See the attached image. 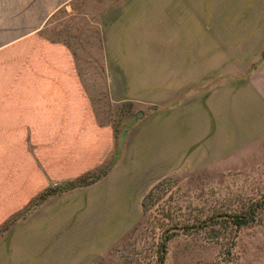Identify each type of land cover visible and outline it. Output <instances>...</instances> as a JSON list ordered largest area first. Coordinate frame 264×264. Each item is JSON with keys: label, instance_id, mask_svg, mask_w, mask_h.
<instances>
[{"label": "crops", "instance_id": "0c3cea01", "mask_svg": "<svg viewBox=\"0 0 264 264\" xmlns=\"http://www.w3.org/2000/svg\"><path fill=\"white\" fill-rule=\"evenodd\" d=\"M107 92L145 112L121 164L18 219L49 186L106 170ZM260 150L264 0H0V264H92L152 181Z\"/></svg>", "mask_w": 264, "mask_h": 264}, {"label": "rangeland", "instance_id": "374dc122", "mask_svg": "<svg viewBox=\"0 0 264 264\" xmlns=\"http://www.w3.org/2000/svg\"><path fill=\"white\" fill-rule=\"evenodd\" d=\"M95 103L100 120L110 123L116 134L113 156L104 166L111 168L109 174L121 164L128 135L144 116L137 120L140 107L133 102L116 103L108 92L96 93ZM127 127L120 142L116 129ZM144 194L139 219L92 264H157L164 228L173 225L179 229L168 243L164 264H264V208L256 207L258 201L264 204V150L237 166L214 165L166 174L152 181ZM32 201L18 211V219L43 204L32 208ZM249 210L257 211L245 226L224 220ZM216 218L220 221L214 222ZM201 222L205 227L197 230L195 226Z\"/></svg>", "mask_w": 264, "mask_h": 264}, {"label": "trees", "instance_id": "16d2710c", "mask_svg": "<svg viewBox=\"0 0 264 264\" xmlns=\"http://www.w3.org/2000/svg\"><path fill=\"white\" fill-rule=\"evenodd\" d=\"M128 105H131V104H128ZM154 107L156 108V106H154ZM128 127H127V129H123V128L116 129L117 137L120 140V142L123 138V134L126 131H128V129H129ZM109 170H111V168L107 167L106 170L103 171L98 176H92L91 174H86L77 180L56 184L54 186H49L46 190H44L42 193H40L32 201L30 206L32 208H35V207L41 205L42 203H44L48 198H50L56 194H61V193H64V192H67V191H70V190H73V189H76L79 187L90 185V184L94 183L95 181H97L98 179H100L101 177L107 175ZM147 206H148V197H146L145 200L143 201L144 209H147ZM256 207H257V209L264 208V204L263 203L259 204V201H258L256 204ZM256 211L257 210H249V211L244 212V213L234 214V215L230 216V219L225 218L224 220L231 222V224L236 226V227H242V226H245L246 224H248L250 221L254 220V218H255L254 216H255ZM221 220H223V219H221ZM218 221H220V220L216 218V221H214V222H218ZM203 223L204 222H201L198 226H195V228L198 230L202 227H205ZM166 225H168V224H166ZM178 229H179V227L176 225L169 226V228H164L163 234L160 238V244H159V250H158V260H157L158 263L157 264H164L165 259H166L167 250H168V243L177 235ZM193 229H194V226H193Z\"/></svg>", "mask_w": 264, "mask_h": 264}, {"label": "water", "instance_id": "95a60500", "mask_svg": "<svg viewBox=\"0 0 264 264\" xmlns=\"http://www.w3.org/2000/svg\"><path fill=\"white\" fill-rule=\"evenodd\" d=\"M144 116V112L143 111H140V112H138L137 114H136V119L138 120V119H140L141 117H143Z\"/></svg>", "mask_w": 264, "mask_h": 264}]
</instances>
